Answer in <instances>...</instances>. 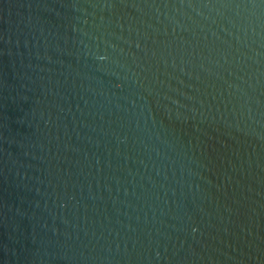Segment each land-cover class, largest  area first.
I'll return each instance as SVG.
<instances>
[{"label":"water","instance_id":"water-1","mask_svg":"<svg viewBox=\"0 0 264 264\" xmlns=\"http://www.w3.org/2000/svg\"><path fill=\"white\" fill-rule=\"evenodd\" d=\"M0 264H264V0H0Z\"/></svg>","mask_w":264,"mask_h":264}]
</instances>
